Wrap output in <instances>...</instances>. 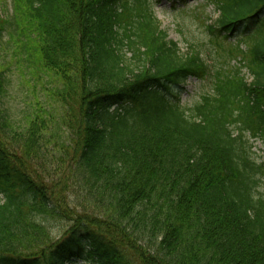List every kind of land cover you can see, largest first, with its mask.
Masks as SVG:
<instances>
[{"label": "trees", "instance_id": "trees-1", "mask_svg": "<svg viewBox=\"0 0 264 264\" xmlns=\"http://www.w3.org/2000/svg\"><path fill=\"white\" fill-rule=\"evenodd\" d=\"M210 1L211 33L243 29L220 65L150 0H0V43L46 80L18 120L0 70V264H264V0Z\"/></svg>", "mask_w": 264, "mask_h": 264}, {"label": "rangeland", "instance_id": "rangeland-1", "mask_svg": "<svg viewBox=\"0 0 264 264\" xmlns=\"http://www.w3.org/2000/svg\"><path fill=\"white\" fill-rule=\"evenodd\" d=\"M150 3L160 26L166 31L167 36L178 44L181 51H186L192 44L204 50V54L210 63L220 65L224 62L229 43L235 44L239 41L240 45L244 47L242 43L243 29L241 27L226 39L218 36L216 32L211 33L207 29V25H210L211 21L218 16L210 0H150ZM217 42L223 46L221 49L215 45ZM14 54L13 48L9 50L4 42L0 43V70L6 69L4 72L8 74L5 84L6 90L1 99L3 104L10 109L12 117L21 120L26 102L32 101V92L37 93L39 90L41 92L46 80L42 77L39 80L37 77H31L25 67L22 72L19 71L20 59L18 63L16 61L11 62ZM231 64L235 65L233 61ZM243 75L247 80L251 79L245 70ZM178 89L175 92L179 93L180 103L190 104L205 87L200 80L192 77L188 78ZM249 143L253 144L251 150L256 153L252 156L258 163H261L264 160V146L253 139Z\"/></svg>", "mask_w": 264, "mask_h": 264}]
</instances>
